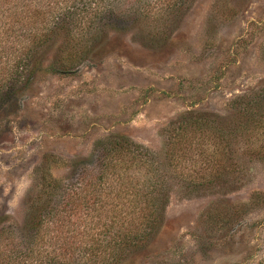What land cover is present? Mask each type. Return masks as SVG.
<instances>
[{
    "label": "rangeland",
    "instance_id": "374dc122",
    "mask_svg": "<svg viewBox=\"0 0 264 264\" xmlns=\"http://www.w3.org/2000/svg\"><path fill=\"white\" fill-rule=\"evenodd\" d=\"M181 3L153 33L133 24L103 36L71 71L62 37L42 50L35 80L0 121V221H21L44 173L72 181L97 167L100 141L125 135L165 158L170 176L208 164L224 175L197 193L173 179L161 231L128 264H264V121L239 126L245 105L264 107V0ZM191 114L220 122L226 140L190 135L198 145L178 144L169 161L165 132Z\"/></svg>",
    "mask_w": 264,
    "mask_h": 264
},
{
    "label": "trees",
    "instance_id": "16d2710c",
    "mask_svg": "<svg viewBox=\"0 0 264 264\" xmlns=\"http://www.w3.org/2000/svg\"><path fill=\"white\" fill-rule=\"evenodd\" d=\"M182 1L0 0V121L14 113L18 99L35 80L42 50L55 38L64 39L67 57L60 62L71 71L86 61L103 36L133 24L153 33L151 25L159 16H178ZM259 97L264 101V94ZM260 104L240 110L242 133L262 129ZM194 115L171 133L164 131L169 161L179 154L171 150L178 144L198 145L190 135L226 140L220 122ZM256 154L264 157L262 149ZM95 158L97 167H84L72 181L55 180L47 171L36 196L28 195L21 221H0V264H128L161 231L173 179L185 186L188 182L197 193L219 187L224 176L214 172V164L193 178L184 172L170 176L165 158L125 135L100 141ZM189 188L181 186L186 193Z\"/></svg>",
    "mask_w": 264,
    "mask_h": 264
}]
</instances>
